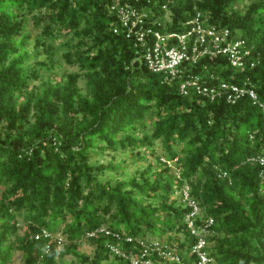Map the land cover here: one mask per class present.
Here are the masks:
<instances>
[{
    "label": "trees",
    "instance_id": "16d2710c",
    "mask_svg": "<svg viewBox=\"0 0 264 264\" xmlns=\"http://www.w3.org/2000/svg\"><path fill=\"white\" fill-rule=\"evenodd\" d=\"M114 6L132 7L146 29L163 35L187 32L197 14L204 27L228 29L250 50L245 71L218 55L191 73L209 85L254 89L264 103V0H0V264H14L16 254L22 264H133L154 242L196 262L186 188L201 208L195 226L214 220L205 251L216 264H264V167L249 161L264 156V110L248 97L182 96L178 83L138 60L145 48L127 37ZM30 21L40 30L32 52ZM57 53L79 68L85 94L79 72L44 79L42 70L60 65ZM148 120L152 133L139 136ZM156 141L165 150L157 164L129 181L100 182L120 167L92 159L130 153L144 160ZM100 228L120 239L89 237ZM173 235L182 236L177 245L161 242ZM59 236L68 246H58ZM83 242L91 256L80 252ZM68 256L75 260L64 262ZM150 259L162 260L155 252Z\"/></svg>",
    "mask_w": 264,
    "mask_h": 264
},
{
    "label": "built area",
    "instance_id": "2783aa9c",
    "mask_svg": "<svg viewBox=\"0 0 264 264\" xmlns=\"http://www.w3.org/2000/svg\"><path fill=\"white\" fill-rule=\"evenodd\" d=\"M121 20L123 27L127 30V37L136 41L137 45L145 48V52L138 58L148 70L156 74H162L166 83H178L179 92L182 96H189L191 93L204 97L211 101L225 99L229 103H236L241 98L248 97L264 110V103L254 89L221 83L220 85L206 84L201 76L191 73V66H197L204 57H216L223 55L228 58L230 66L238 71H245L248 66L250 50L246 41L240 38L233 39L228 29L215 26L204 27L200 20V14L187 23L190 27L185 33H169L166 35L146 29L142 17L130 6H114L112 8ZM166 9V8H165ZM169 19V15L167 17ZM170 21V20H169ZM188 27V28H189ZM117 33V30H115ZM150 43V44H149ZM254 67V64H251ZM253 165L264 167V156H256L249 159ZM182 202L191 209L186 218V224L193 236L197 238V244L193 246L190 256L196 257V262L187 263L179 255L163 249L158 243L153 246L143 245V253L140 257L131 258L133 264H216L210 254L205 251L208 247V236L210 228L214 225L213 219H207L204 226L197 228L195 222L201 214L199 204L189 196L188 188L181 193ZM42 235L51 238V234L43 231ZM90 238L99 235L113 236L120 239L106 228H100L88 234ZM38 239V237H37ZM61 247L64 240L59 236L54 238ZM131 241V238L128 239ZM109 248L117 255L124 254L115 246ZM156 253L162 260L155 262L150 259L152 253Z\"/></svg>",
    "mask_w": 264,
    "mask_h": 264
},
{
    "label": "rangeland",
    "instance_id": "374dc122",
    "mask_svg": "<svg viewBox=\"0 0 264 264\" xmlns=\"http://www.w3.org/2000/svg\"><path fill=\"white\" fill-rule=\"evenodd\" d=\"M245 4L241 6V11H245ZM27 31L30 34L29 42L27 45V49L32 52L34 50L36 40L40 37V30H37L32 21L29 22V25L27 27ZM45 59V55H39V56H32V59L28 62V66L33 68L36 61H41ZM55 60H58L60 62V65L57 66L56 69L50 71V70H42V74L44 79H48L49 77H52L54 80L59 81L61 80L62 76L65 73H76L79 72L81 74V78L78 84V87L81 91V93L85 94L86 92V80L83 77L82 73L79 71L78 67H72L67 65L63 58L62 53H57L55 56ZM38 83V82H37ZM37 83H33L32 85H36ZM153 130V124L151 121H147V127L146 129L142 130L141 133H137L139 136H142L143 134H151ZM180 148V147H179ZM154 150L155 153L153 154L151 150L143 151L145 158L144 160H138L135 157H132L130 153H116L109 155L108 153H105L103 156L96 157L91 160L92 164L95 165H103L107 166L110 163L113 165H119V171L116 173L112 172L111 170H107L102 176H100L98 179L100 182H106L108 179H120L123 181H129L131 178L139 177L140 173L147 170L150 164H157L158 158L163 157V154L165 153V150L163 148V145L161 142L156 141L154 143ZM159 156V157H158ZM163 161V160H162ZM180 173H178L179 175ZM176 200V203L180 206H183V203H181L180 198V192L177 193V195L174 197ZM26 231V226L22 225L20 234H24ZM176 236V235H173ZM177 238H182V236H176V240H170V236H166L161 238V242L165 244L172 243V246L177 245ZM158 241V240H156ZM64 244V243H63ZM68 246V243L65 242L64 245L61 247ZM79 250L81 253H85L87 255H92V247L86 243L83 242L79 245ZM75 258L68 256L63 259L64 262H72ZM14 264H22L21 262V255L16 254L14 258Z\"/></svg>",
    "mask_w": 264,
    "mask_h": 264
}]
</instances>
